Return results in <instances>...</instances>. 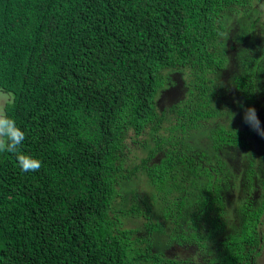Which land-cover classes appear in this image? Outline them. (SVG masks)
I'll return each mask as SVG.
<instances>
[{
	"label": "trees",
	"instance_id": "1",
	"mask_svg": "<svg viewBox=\"0 0 264 264\" xmlns=\"http://www.w3.org/2000/svg\"><path fill=\"white\" fill-rule=\"evenodd\" d=\"M248 5L0 0V91L11 95L0 116L42 161L22 173L0 153V264H194L153 240L184 221L189 201L193 232L173 236L177 247L255 264L264 201L234 205L240 229L227 231L234 158L264 159V136L243 119L254 108L264 129V17L249 20L248 38L229 26ZM134 178L152 192L124 193ZM135 217L142 234L126 227Z\"/></svg>",
	"mask_w": 264,
	"mask_h": 264
},
{
	"label": "rangeland",
	"instance_id": "2",
	"mask_svg": "<svg viewBox=\"0 0 264 264\" xmlns=\"http://www.w3.org/2000/svg\"><path fill=\"white\" fill-rule=\"evenodd\" d=\"M249 5L246 9L240 8L234 13H232L229 26L230 32L235 33V35L243 36L248 38V22L250 19H259L264 17V0H248ZM260 32V33H259ZM247 33V34H246ZM262 35L261 29H256V31L252 32V36ZM232 34L230 35L231 40ZM232 55H230V60H232ZM243 64L240 66V70L242 69ZM229 80V79H228ZM227 82V81H226ZM11 95L7 93H3L0 91V115L3 112V108L10 100ZM245 154L235 157L233 160L234 165L238 168V172H229L228 176L231 178H227L228 182L227 187H229V194L232 196L230 207L233 208L232 216L229 220V225L227 231L229 233H235L240 229L239 220L234 218V212H236L234 205L241 206V204L247 199L253 202V205H259L264 201V192L261 189V183L264 178V159L260 157H255V159L244 160ZM255 162V163H254ZM132 165L131 168H133ZM129 168V166H128ZM130 168V170H132ZM231 186V187H230ZM139 189L142 192H152V188L147 185V181L143 178H140L138 181L134 178L130 182H126L122 186V191L126 194H130L132 189ZM237 200V201H236ZM129 201H125L123 203L125 206L129 205ZM194 203L189 201L188 209L185 213L184 221L180 224H169L165 223L167 226V231L163 235H155L153 237L154 246L161 253L166 255L167 252L172 251L173 248L176 250L173 251V255L170 256L185 258L187 260H191L198 264H210L216 258V253H209L207 257L209 260L206 262L205 258L202 257L199 252H196L187 247H177L175 241L172 239L173 236L181 234L182 236H190V233L193 232L191 226H185V223L189 221L194 215ZM144 221L141 218H132L126 221V227L137 230L139 234L143 233L144 230ZM262 227L260 228L262 232V237L264 240V218L262 219ZM209 226L205 223L198 225V231L202 234V238L205 239V242L212 241L211 239L206 240V236L208 235ZM226 230H224L223 234L225 235ZM201 236V235H200ZM223 238V235L216 237L215 241ZM210 250V248H209ZM200 253H208V248L205 246V250ZM255 264H264V242L262 244V252L257 259H255Z\"/></svg>",
	"mask_w": 264,
	"mask_h": 264
},
{
	"label": "clouds",
	"instance_id": "3",
	"mask_svg": "<svg viewBox=\"0 0 264 264\" xmlns=\"http://www.w3.org/2000/svg\"><path fill=\"white\" fill-rule=\"evenodd\" d=\"M260 135L264 136V129L254 108H248L243 117ZM26 138L25 131L9 116H0V153H13L16 155L17 167L22 173L36 172L40 169L42 161L32 154L21 151Z\"/></svg>",
	"mask_w": 264,
	"mask_h": 264
},
{
	"label": "flooded vegetation",
	"instance_id": "4",
	"mask_svg": "<svg viewBox=\"0 0 264 264\" xmlns=\"http://www.w3.org/2000/svg\"><path fill=\"white\" fill-rule=\"evenodd\" d=\"M229 46H231V43H229ZM237 55V54H236ZM235 55V56H236ZM234 56V55H233ZM235 62H236V59L235 58H233L231 61H230V65H232V67H233V65L235 64ZM238 169V168H237ZM176 249L175 248H173V250L172 251H169V252H167V254H171V255H173V251H175ZM166 254V255H167ZM171 257H173V256H171ZM174 258H178V257H174ZM188 261H190V262H192V263H194V264H198V263H195V262H193V261H191V260H188Z\"/></svg>",
	"mask_w": 264,
	"mask_h": 264
}]
</instances>
